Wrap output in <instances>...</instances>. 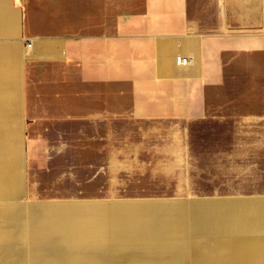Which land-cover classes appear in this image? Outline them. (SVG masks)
I'll return each instance as SVG.
<instances>
[{"label":"crops","instance_id":"crops-1","mask_svg":"<svg viewBox=\"0 0 264 264\" xmlns=\"http://www.w3.org/2000/svg\"><path fill=\"white\" fill-rule=\"evenodd\" d=\"M181 54L191 63L178 65ZM171 110L183 131L216 118L218 133L264 143V0H0V131L27 128L38 116L49 124L57 115L112 132L119 118ZM4 138L0 146L8 145ZM237 200L264 207L263 197H228L70 205L98 211L39 208L57 241L28 252L18 245L27 208H17L21 238L12 254L17 264H173L130 253L155 235L154 225L128 213L175 206V239L188 243L185 264H213L201 256L226 253L215 243L264 238L256 231L228 236L224 223L197 218L201 207L223 213L224 202ZM200 242L207 245L197 253L190 244Z\"/></svg>","mask_w":264,"mask_h":264},{"label":"rangeland","instance_id":"rangeland-1","mask_svg":"<svg viewBox=\"0 0 264 264\" xmlns=\"http://www.w3.org/2000/svg\"><path fill=\"white\" fill-rule=\"evenodd\" d=\"M38 117L43 119L31 120L27 128L0 131L5 136L1 141L8 144L0 146V163L8 166L0 167L5 177L0 190L6 191L0 193V210L28 209L21 211L25 242L18 244L25 252L33 244L57 241L52 237L56 230L37 216L39 208L98 211L96 206L70 205L264 198V143L249 140L243 132L218 133L221 125L216 118L192 121L183 131L181 124L175 128L178 116L171 110L164 115L119 118L116 130L99 132L92 122L55 115L46 124L45 116ZM14 188L20 194L10 193ZM175 213V206L128 213L154 225L149 229L155 235L154 241L137 243L130 253L185 264L188 243L175 239ZM206 245L190 244L194 250L198 247L197 253Z\"/></svg>","mask_w":264,"mask_h":264},{"label":"bare ground","instance_id":"bare-ground-1","mask_svg":"<svg viewBox=\"0 0 264 264\" xmlns=\"http://www.w3.org/2000/svg\"><path fill=\"white\" fill-rule=\"evenodd\" d=\"M7 180L11 181V177ZM217 215L222 219H217ZM197 218L203 222L212 220L216 224L224 223V233L236 236L237 233L244 236L246 232L264 233V207L257 208L251 201H228L223 203V213L220 209L213 208L212 214L205 206L198 209ZM218 223H217V222ZM237 231L233 232V229ZM221 232V231H220ZM227 236V235H226ZM21 238L20 216L16 209L0 210V254H5L0 258V264H17L15 256L12 254L17 250V240ZM232 238V237H231ZM243 238V237H242ZM225 243H215L214 249L218 245H223L226 253H213L208 256H201L204 260H210L213 264H259L264 258L262 248L263 239H251ZM227 240V239H226ZM228 241V240H227ZM230 241V240H229ZM200 249L204 250L205 246Z\"/></svg>","mask_w":264,"mask_h":264},{"label":"built area","instance_id":"built-area-1","mask_svg":"<svg viewBox=\"0 0 264 264\" xmlns=\"http://www.w3.org/2000/svg\"><path fill=\"white\" fill-rule=\"evenodd\" d=\"M176 60H177V64H179L181 66H186L189 63H191V59L187 56H184V55H178Z\"/></svg>","mask_w":264,"mask_h":264}]
</instances>
